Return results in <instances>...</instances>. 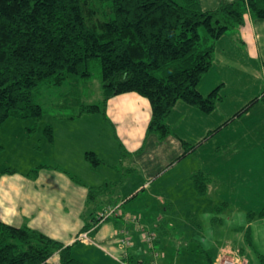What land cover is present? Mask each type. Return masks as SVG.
<instances>
[{"label": "trees", "instance_id": "1", "mask_svg": "<svg viewBox=\"0 0 264 264\" xmlns=\"http://www.w3.org/2000/svg\"><path fill=\"white\" fill-rule=\"evenodd\" d=\"M246 14L264 20V0H220L213 9H203L199 0H0V127L15 117L32 120L34 131L44 113L37 101L40 87L87 79L97 60L102 100L77 102L74 113L59 118L104 116L109 98L135 92L150 104L147 131L167 136L166 119L176 102L210 112L222 99L219 86L203 95L198 83L214 62L215 41L242 25ZM44 134L52 141V126ZM86 158L94 166L102 162L93 152ZM191 180L197 195L206 192L201 171ZM106 187L89 189L88 199L103 195ZM257 215L264 217V207ZM54 253L60 264H79L62 242L0 221V264H51ZM260 261L264 264V256Z\"/></svg>", "mask_w": 264, "mask_h": 264}, {"label": "crops", "instance_id": "2", "mask_svg": "<svg viewBox=\"0 0 264 264\" xmlns=\"http://www.w3.org/2000/svg\"><path fill=\"white\" fill-rule=\"evenodd\" d=\"M199 1L203 9H213L220 0ZM231 30H233L231 34H226V37H229L227 41L230 42V49H238L248 54L249 46H253L255 50L249 53L259 58L264 55L262 50L264 43H260L264 42L261 41L264 38V20L254 19L246 14L245 22ZM224 39L220 37L218 40L221 42ZM217 51L220 50L215 46V54ZM219 53L222 57L223 53ZM224 53H226L224 60L229 66L252 61L234 63L239 60L237 56L230 51ZM217 61L214 58L213 64L198 83V90L203 95L218 86L221 88L228 80L225 74H212ZM254 62L261 66L264 73V60ZM205 113L184 101L176 102L166 119L170 133L160 138L155 133L147 131L151 115L149 101L135 92H126L108 99L104 116L101 113H88L70 120L56 119V122L48 124L53 129L52 141L46 138L43 131L45 127L39 126L40 122L34 131H29L34 126L30 120L28 123L27 120L20 119V122L19 120L6 122L9 124L7 128L9 127L11 134L16 135V131L20 132V136L15 137L16 144L13 145L18 147L14 152H17L19 157L24 159L21 152L25 154L29 152L31 157L36 154L53 161L47 159L45 161L52 165L29 167L26 170H21L23 168H11L14 169L13 172H3L5 168L0 170V221L16 227L28 226L62 242L64 246L71 248V255L79 264H133L130 262L134 258L138 260V264H142L144 259L140 248L142 239L145 240L143 232L127 237L120 227V225L128 227L135 222L118 214L114 216L115 221H110L112 214L96 223L97 215L102 208L112 206L114 202L118 205L136 197L142 190L149 191V187L154 183L152 180L165 171L166 164L177 166L179 156L186 155V151L190 149L186 144L189 142L187 140L191 139L186 137L190 136L188 134L186 136L178 134L184 146V151L180 154L182 147L169 138L172 134L171 127L174 124L188 127L202 119L205 120L204 128L207 129L210 118L204 119ZM190 133L199 134L193 131ZM87 152H93L102 162L92 165L86 158ZM148 154L153 161L149 171H140L141 174L127 178L125 175L122 176V168L126 170L135 168L127 166L126 161L130 160L139 166L142 161L139 157L149 156ZM157 158L160 163L155 167ZM26 160L29 161L27 166H31L32 159ZM63 162H66L65 165ZM104 184L109 185L105 193L90 201L89 189ZM116 184H120L119 191ZM121 192L125 194L119 199ZM141 204L146 205L145 202ZM163 204L166 207L165 200ZM167 207L171 208L172 203L169 202ZM139 210L132 209L129 214ZM142 211L141 216L138 215L140 222L142 220L144 222L143 226L168 224L167 221L159 219L158 215L149 217L144 214L145 209ZM85 225L89 226L84 230ZM143 229L145 228L142 227L141 230ZM121 231L123 233H120ZM121 236L128 239V246L120 242ZM255 247L247 231L241 246L234 247L233 244L219 246L216 255L205 254L207 259L203 264H217L223 254L243 258L246 264H262L260 257L264 254ZM58 257V253H54L50 259L51 264L53 261L57 263ZM129 259L130 261H127ZM165 264L169 263L166 261Z\"/></svg>", "mask_w": 264, "mask_h": 264}, {"label": "rangeland", "instance_id": "3", "mask_svg": "<svg viewBox=\"0 0 264 264\" xmlns=\"http://www.w3.org/2000/svg\"><path fill=\"white\" fill-rule=\"evenodd\" d=\"M232 31L229 30L226 34H231ZM226 34L221 37L225 38L224 41H215V46L220 51L215 54V61H218L212 69V74H225L228 80L219 88L222 99L212 111L203 115L204 119L210 118L208 128H204L205 120L202 119L197 122L194 120L196 123L188 127L174 124L169 138L182 147L180 154L184 151V146L178 134L190 135L186 136L191 139L187 140L189 142L186 146L190 149L186 151V155L179 156L177 166L166 164L165 171L152 180L154 183L149 187V191L142 190L136 197L124 201L125 205H119L110 218V221H115L114 216L118 214L135 222L136 225L133 223L128 227L120 225L127 237L138 235L140 231L143 234H155L157 242L153 248L148 240L142 239V264H165L166 261L169 264H203L207 259L205 254L216 255L219 246H241L247 231L255 248L264 254V217L257 215L264 207V99L261 98L264 95V73L261 66L254 62L264 60V55L259 58L249 53L255 50L253 46H249L248 54L238 49H230V42L227 41L229 37H226ZM261 41H264V38ZM225 51L237 56L239 60L234 63L252 61H245L243 65L233 63L234 65L229 66L224 60ZM219 52L223 53L222 57ZM68 82L70 81L59 87H40L37 101L42 105L44 113L39 126L45 127L56 122V119H61L58 115L60 113H74L78 108L77 102L100 103L103 98L97 60L93 61L90 77H79L77 83ZM19 119L10 117L0 127V170H26L29 167L37 168L51 164L49 161L53 160L47 158L49 161H45L47 159L41 158V155L35 154L31 157L29 152H21L24 158L22 159L14 152V149L18 148L13 146L16 144L15 137L18 138L20 132L11 134L6 122ZM191 131L199 134H191ZM148 155L139 157L142 160L139 166L130 160L126 161L127 166L135 168H122V176L127 178L141 174L142 171H149L153 161L151 155ZM26 158L32 159L31 166H27L29 161ZM155 162V167H158L160 160L157 158ZM65 163L63 162L64 165ZM200 171L207 177V184L206 192L197 195L191 175ZM116 187L119 191L120 184H116ZM124 194L121 192L119 199H122ZM142 202L146 205L141 204ZM169 202L172 203L171 208L167 207ZM132 209L140 210L133 212L134 215L129 214ZM144 209V214L149 217L158 215L159 219L167 221L168 224L143 226L144 222H140L139 215L141 216ZM137 227L145 229L138 230ZM163 228L165 231H162ZM126 245H129V241ZM137 262L134 258L130 263L138 264ZM53 264H60L59 257L57 263L53 261Z\"/></svg>", "mask_w": 264, "mask_h": 264}, {"label": "built area", "instance_id": "4", "mask_svg": "<svg viewBox=\"0 0 264 264\" xmlns=\"http://www.w3.org/2000/svg\"><path fill=\"white\" fill-rule=\"evenodd\" d=\"M119 205H115V206H110L108 207L107 210H105L104 212L100 213V219L99 220H105L107 219L109 216H111L112 214H114L116 212V208ZM120 233H123V231H121ZM154 237L153 233H145L144 234V238L148 241L152 240ZM120 242L122 244H127L128 243V239L125 236H121L120 237ZM155 257L157 258V254H155ZM217 264H246V261L243 258L237 257V256H226V255H221L220 258L218 259Z\"/></svg>", "mask_w": 264, "mask_h": 264}]
</instances>
